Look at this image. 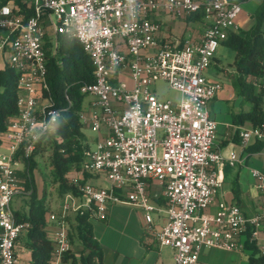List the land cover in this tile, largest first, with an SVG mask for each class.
I'll return each mask as SVG.
<instances>
[{"label": "built area", "instance_id": "obj_1", "mask_svg": "<svg viewBox=\"0 0 264 264\" xmlns=\"http://www.w3.org/2000/svg\"><path fill=\"white\" fill-rule=\"evenodd\" d=\"M241 9L239 0H24L23 5L0 0V67L18 73L17 112L8 118L0 143V264H18L17 240L30 226L18 220L12 203L23 192L19 171L73 104L66 90V103L58 105L48 81V42L55 50L58 32L77 37L95 65L94 80L80 85L91 96L79 111L81 121L98 131L82 170L111 182L71 177L81 195L67 192L61 210L49 213L56 224L50 264H62L73 248L70 206L76 212L92 209V218L104 219L116 202L141 207L149 228L157 218L153 213L166 216L154 237L174 249V264H209L200 259L204 247L243 251L247 241L264 256V210L247 215L238 202L217 198L224 179L220 166L245 158L236 149L224 153L216 147L218 121L208 106L223 83L209 78L207 68L230 32L239 30ZM161 11L203 12L208 21L201 39L181 44L161 36ZM158 79L180 97H161L151 89ZM259 83L264 87V77ZM240 135L243 147L264 139V121ZM252 173L264 189V172ZM150 179L162 184L164 203L152 198Z\"/></svg>", "mask_w": 264, "mask_h": 264}, {"label": "trees", "instance_id": "obj_2", "mask_svg": "<svg viewBox=\"0 0 264 264\" xmlns=\"http://www.w3.org/2000/svg\"><path fill=\"white\" fill-rule=\"evenodd\" d=\"M23 5L24 0H15ZM254 23L247 29L239 28L230 32L223 42L236 51L234 65L236 76L233 79L235 89L242 95L243 103L250 108L237 115V120H249L253 125L264 121V87L259 79L264 77V0L253 11ZM204 18L203 12L186 15L187 20ZM55 50L48 42L47 65L48 81L58 105L66 103L65 92L70 93L73 104L62 111L54 128L38 141L34 152L26 159V165L19 173L25 178V186L29 191V208L15 209L18 220L30 221L27 229L29 245L32 247L33 264H50L54 248L50 231L47 229L50 209L44 196H40L35 180L34 169L37 165L35 153L44 148L48 142L52 146L53 174L59 183V193L73 192L81 195L78 181L71 178L73 167L82 169L85 150L89 147L83 131L79 111L83 107L84 93L80 85L84 81L94 80L95 65L90 54L84 49L81 41L68 33L58 32L55 35ZM18 73L9 65L0 67V143L2 133L7 127L8 118L17 112ZM45 142V143H44ZM44 143V144H43ZM258 147V146H257ZM83 172L84 182L90 175ZM119 189H117L118 191ZM163 202L166 201L164 198ZM92 209H81L76 212L75 219L69 217V235L75 243L74 233L82 247L64 253L65 264H105L104 250L96 237L92 223ZM146 235V233H145ZM247 247L253 249L248 264H264V256L256 255L258 247L247 241Z\"/></svg>", "mask_w": 264, "mask_h": 264}, {"label": "crops", "instance_id": "obj_3", "mask_svg": "<svg viewBox=\"0 0 264 264\" xmlns=\"http://www.w3.org/2000/svg\"><path fill=\"white\" fill-rule=\"evenodd\" d=\"M239 1L249 4L246 6L251 14L262 0ZM157 16L163 21L160 35L173 37L174 41L181 44L186 38L200 40L208 21L207 19V21H203V18L187 20L186 16L179 20V16L174 17L165 11H161ZM181 20H184V23ZM196 21H199L200 24H195ZM218 60L219 57L215 54L212 63ZM210 66L206 72L209 78L220 80L223 83V88L208 104L211 115L218 121L216 147L224 153L236 149L245 158L243 163L232 165L225 161L220 166L224 179L217 198L236 201L247 215H252L264 210V189L259 188L256 177L252 173L253 168L264 172V139H255L248 146H241L240 131L253 126V124L249 120L239 122L237 115L250 107L243 106L246 103H243L242 95H239L238 91L236 92L233 85L234 78L232 80L230 78L232 75L230 70L227 71L223 67L222 71H217V74L212 77L208 74ZM222 74L225 76L222 77ZM157 184L155 185L154 180L150 179L148 190L155 201L164 203L162 201L165 198L162 184L158 182ZM79 198L83 197L79 196ZM13 207L20 209L19 206ZM211 209L215 210L216 206H212ZM91 220L95 235L104 250L105 264H166L162 252L168 245H160L154 237V228H160L164 221L160 216L149 228L141 207L129 202H116L110 205L106 218H91ZM46 227L52 232L56 228V224L54 221L48 220ZM28 241L27 230H25L17 240L18 264H33L32 247ZM72 246L77 245L72 243ZM210 248L209 251H203V248L200 253V259L209 264H248L250 253L253 251L249 247L243 251L219 247ZM216 248L227 251L228 255ZM256 255H261L259 249ZM173 262L175 263L174 257Z\"/></svg>", "mask_w": 264, "mask_h": 264}, {"label": "rangeland", "instance_id": "obj_4", "mask_svg": "<svg viewBox=\"0 0 264 264\" xmlns=\"http://www.w3.org/2000/svg\"><path fill=\"white\" fill-rule=\"evenodd\" d=\"M241 5H242V9L239 12V14L237 15L236 21L239 24V26H241V28L247 29L254 23V17L252 16L253 11L250 14V10L246 6L249 4H246V3L241 1ZM174 17H178V16H174ZM183 17H185V16H182V17L179 16L178 19L179 20L183 19ZM202 20L207 21L206 18H203ZM181 21H182V23H184L183 22L184 20H181ZM195 24H200V22L196 21ZM216 55L219 57V60L212 63V65L209 68L208 74L210 76L214 77L217 74V71H219V70L222 71L224 68H226L225 70H227V71L230 70V73L232 74L230 76V78L232 80L236 76V74H234V73H236V68H235V65L233 64L234 59H235V55H236V51L232 47H230L226 44H220V46L218 47V49L216 51ZM224 76L225 75L222 74V77H224ZM150 87H151V89L156 91L161 97L175 99V98H179L181 95L180 91L171 87L170 84L164 79L156 80L154 83H152L150 85ZM236 92H237V90H236ZM238 94L240 95V93H238ZM90 97H91L90 95H85V97H84L85 103L88 102ZM247 105H248V107H250L249 103L243 104V106H245V107H247ZM83 131L85 132L86 140L89 142V144L92 147H94L95 141L97 139L98 131L94 130L92 127H90L88 125H83ZM52 152H53L52 146L50 145V142H48L44 148H42V146H41L39 151L37 153H35V156H34L36 161H37V165L34 169V172H35V180H36V184L38 187V192H39L40 196L42 195L45 197V199L47 201V205L49 206L50 212L51 211H60L62 204L66 199L65 194L59 193V187H58L59 183L54 178L53 166H52ZM21 170H23V169H21ZM81 170L73 167L71 172H70V176L73 177V176L83 175ZM91 174L92 175L89 176L90 181L97 182V183H103V184H109L111 182L110 179H108V177L102 173L98 176L96 173H91ZM21 178H22V182H23V192L20 194H17L13 198L12 203H13V206H15V207L19 206V208H21V209L28 210V208H29V195H28L29 191H27L25 183H24L25 178L23 176H21ZM153 180H154L155 185H158L157 182L160 183L158 179H153ZM79 201H81V200L79 199ZM68 213L70 215V219L74 220L75 215H76V210L70 206ZM153 216L158 217V214L153 213ZM161 218L164 220L166 218V216L162 215ZM68 219H69V217H68ZM74 239H75L77 246H73V248L78 250L82 247V245L80 244L81 242L76 235V231L74 233ZM209 250H211L210 247H204L203 251H209ZM217 250H219L220 252H223L225 255L228 253L227 251H225L223 249H217ZM162 253H163V256L165 258L166 264H173L174 263L173 257H172L173 249L171 246H169V245H168V247L166 246Z\"/></svg>", "mask_w": 264, "mask_h": 264}]
</instances>
